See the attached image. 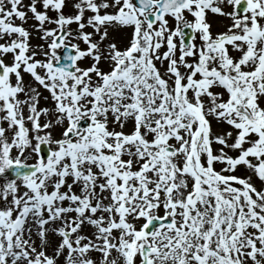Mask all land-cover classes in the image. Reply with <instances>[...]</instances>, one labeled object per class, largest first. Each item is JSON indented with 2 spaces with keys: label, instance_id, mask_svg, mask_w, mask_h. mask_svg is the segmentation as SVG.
<instances>
[{
  "label": "snow or ice",
  "instance_id": "obj_1",
  "mask_svg": "<svg viewBox=\"0 0 264 264\" xmlns=\"http://www.w3.org/2000/svg\"><path fill=\"white\" fill-rule=\"evenodd\" d=\"M63 6L0 0V39L8 38L0 57L12 56L0 59V264H57V257L63 264H264V0H78L69 16ZM85 9L92 13L86 23ZM206 10L232 20L226 32L212 36ZM28 13L50 38L43 60L29 52V31L14 22ZM72 23L84 49L66 43ZM125 29L123 49L105 44L110 30ZM228 45L240 55L230 56ZM86 57L91 62L81 67ZM156 61H167L163 73ZM21 71L50 93L55 120L38 122L49 109L37 110L39 92L25 90ZM209 114L235 134L213 133ZM65 122L53 139L47 130ZM241 164L259 186L234 174ZM85 224L91 236L81 234ZM49 231L60 237L53 255L45 250ZM92 252L101 254L98 262Z\"/></svg>",
  "mask_w": 264,
  "mask_h": 264
},
{
  "label": "rangeland",
  "instance_id": "obj_2",
  "mask_svg": "<svg viewBox=\"0 0 264 264\" xmlns=\"http://www.w3.org/2000/svg\"><path fill=\"white\" fill-rule=\"evenodd\" d=\"M28 2H29V0H23L24 4H27ZM77 2H78V0H64V6L62 8L63 14L65 16L74 15L77 12V9L74 7V5ZM97 2L99 3L100 0H97ZM223 7H224V11L225 12H230L232 10L231 6H229L227 4H224ZM38 10L47 11V14L49 15V17H55V15H56L55 12L53 10H51V9H48V10L43 9L42 5H38ZM101 11L102 12L103 11L111 12L113 10L112 9H106V10L105 9H101ZM91 14L92 13H91L90 10L85 9L84 16H83V19H84L85 23H86L87 17L89 15H91ZM185 17L188 20L194 19L191 16V14H189L187 12L185 13ZM166 19L168 20V25H169L170 28L175 27L174 18L166 17ZM205 19H206V22H208L210 24V32H211L212 36H215L218 33L226 32L227 29L229 28V26L232 23V20L229 17L224 16V15H219V14H213L210 10H206ZM14 22L16 24L22 25L23 27H25L29 31V33H30L29 39H28V43L30 45L29 52L35 51L37 53L35 59L43 60L45 58L43 56V52L47 51V43L50 42V38H47V39L43 38L42 31L35 27L37 22L32 18L31 13H28V18H27L26 21H20L19 19H14ZM44 27L45 28H55L56 25L55 24L46 23L44 25ZM68 29L72 30L73 36L68 38L66 40V43H68V42L77 43L81 49H84L86 47L85 44L81 40L76 39V37H75V33L78 30V25L76 23H72V24L67 26L66 30H68ZM84 31L92 32L94 30L91 27L86 25ZM115 31L116 30H110L109 31L108 39L105 41V44H107V43H115L117 45L116 46L117 48L123 49L127 45L128 40L122 42L121 44L115 42L114 40H111L110 34L115 32ZM125 31L127 32V34L130 33V29H125ZM7 39H8L7 37H5L3 39H0V43L7 42ZM174 41L177 43L176 55L178 57V55H179V41H180L179 37H175ZM194 43L197 45V47L200 46L201 41L199 39V33L195 34ZM41 45H43V48L40 47ZM227 47H228V52H229L230 56L235 58V57H238L240 55V53L238 51L233 50L230 45H228ZM101 50L104 51L103 46H102ZM165 50H166V45L162 44L160 52L162 53ZM59 51H60V49H57V53ZM0 59H3L5 63H8V62L11 61L12 56H11V54H7V55H5L3 57H0ZM186 59L188 61H192L194 58L193 57H187ZM90 62H91V58L86 57L83 60L79 61L78 63H79V65L81 67H86V66H88L90 64ZM166 65H167V61H165L163 65L160 63V61H156V66L160 69L161 73H163L164 68L166 67ZM99 67L102 70H107V62L102 59L99 62ZM180 70H181V72L184 71L183 68H181ZM38 71H41V70L38 69ZM21 74H22V77H23V83L25 85V90L27 91L28 85H31L32 87H35L36 90L39 92V96L36 99L37 110H39L41 108H48L49 109V112L47 114L41 113L40 117L38 118V122L41 125H43L44 123H46V122H48L50 120H55V116L58 115V113L54 112V102L51 99L50 93L46 89H44L40 85H38L32 79L30 74L25 73L23 71H21ZM211 91L213 93L223 92V89L219 88V87H213L211 89ZM29 95H31V93H29ZM18 97L21 100H23L24 99V93L18 94ZM202 100L205 103V112L207 113V109H208V107H210V100H209V98L206 95L202 96ZM258 103L260 104L261 107H264V97L259 98L258 99ZM23 114L25 115V117H27V115H28L27 106H24ZM0 115H2V114H0ZM206 118L208 119V121L210 123V126H211V129H212L213 133H215V134H223V133H225L227 131H232L233 134H235V130L234 129H232L226 123H224L222 121H218L214 116L209 114V115H206ZM111 119L112 118L110 116L109 117V125H108L109 129L114 127V125L111 122ZM25 123H26V126L30 128V123L27 122V120L25 121ZM0 126H6V122L0 121ZM64 126H66V122H65L64 125L54 124L47 131L50 132V134L53 137V139H57V138H60L61 133H62V129H63ZM131 128H132V124H131V122H129L128 124H126L124 126V128L122 130L127 133V132L130 131ZM116 130H121V129L118 126H116ZM6 134L7 135H11V132L9 131ZM29 135L30 136H34V133H32L30 131ZM170 142L174 143V141H170ZM212 147H213L214 150H217L221 146L216 144V143H213ZM28 151H30V150H28ZM225 151L228 152L229 155H233V156L238 154V153H236L234 151H231L229 149H225ZM12 154H13V156H15L16 155V151L13 150ZM123 158L127 159L128 157L124 156ZM34 160H35V156L33 154L31 156V158L27 160V163L31 164V163L34 162ZM133 167H135V164L133 165ZM216 167L219 170V168L221 166L220 165H216ZM94 171H95V169H94ZM225 174H227V173H225ZM234 174L237 175V176H241V177H245V176L251 177L252 182L256 186H259L260 183H261L259 181V179L251 172V170H249L246 166H244L242 164L237 166V168L234 171ZM67 180H68L69 183H71V177L67 178ZM0 182H2V181H0ZM61 190H64V189L62 188ZM73 191L78 192L79 191V185H74L73 186ZM103 195L106 196L107 193H104ZM105 203H107V201H105ZM65 204H67V202H65ZM70 215H74V213L70 214ZM97 215H99V213H97ZM129 220L131 221V217H129ZM141 222L142 221H136L135 223L138 226ZM57 223H59V222H57ZM46 227H55V226L54 225H49V226H46ZM93 231H94V229H93V227L91 225L85 224L82 227V229H81V234L91 236V233ZM114 234H116V233L114 232ZM32 239H33L34 243L37 246L40 244V241H39L38 237L36 236L35 230H33ZM47 239H48V243H47V246H46L45 250H46L47 254L53 255V250L58 245L60 237L58 235H56L54 232L49 231L48 234H47ZM112 255L115 256L116 253L113 252ZM90 256L94 260H96L98 262L99 259H100L101 254L98 253V252H92V253H90ZM56 259H57V264H63V257H57ZM137 264H138V261H137Z\"/></svg>",
  "mask_w": 264,
  "mask_h": 264
},
{
  "label": "bare ground",
  "instance_id": "obj_3",
  "mask_svg": "<svg viewBox=\"0 0 264 264\" xmlns=\"http://www.w3.org/2000/svg\"><path fill=\"white\" fill-rule=\"evenodd\" d=\"M128 35L129 34H127V32L125 30H121V31L116 30L115 32L110 34L111 40H114L115 42H117L119 44H121L122 42L128 40V38H129Z\"/></svg>",
  "mask_w": 264,
  "mask_h": 264
},
{
  "label": "water",
  "instance_id": "obj_4",
  "mask_svg": "<svg viewBox=\"0 0 264 264\" xmlns=\"http://www.w3.org/2000/svg\"><path fill=\"white\" fill-rule=\"evenodd\" d=\"M184 31L187 33L189 30H188V29H185ZM63 51H64V50H63ZM63 51H62V53H61V57H63ZM61 62H64L63 58H62Z\"/></svg>",
  "mask_w": 264,
  "mask_h": 264
}]
</instances>
